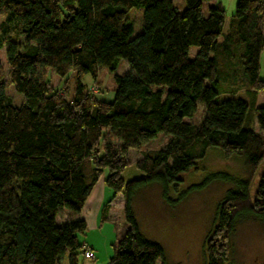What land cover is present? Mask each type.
Returning a JSON list of instances; mask_svg holds the SVG:
<instances>
[{
    "label": "trees",
    "instance_id": "16d2710c",
    "mask_svg": "<svg viewBox=\"0 0 264 264\" xmlns=\"http://www.w3.org/2000/svg\"><path fill=\"white\" fill-rule=\"evenodd\" d=\"M184 2L179 10L175 0H0V49L9 82L24 98L11 103L0 65V264H78L92 250L77 241L86 230L79 213L105 170L112 198L122 194L126 225L108 264H170L163 247L142 234L134 197L156 184L173 204L171 190L213 150L242 159L247 176L211 173L180 193L228 185L204 242V264L228 263L238 223H264V174L250 191L264 159V105L255 106L264 88V0H237L228 21L219 3ZM131 9L141 11L134 37ZM120 59L126 75L115 74ZM101 69L112 75L110 100L85 83ZM69 74L71 97L57 88ZM199 106L200 123L187 121ZM157 133L170 140L144 152L134 163L142 177L124 182L128 151ZM62 211L74 217L59 222Z\"/></svg>",
    "mask_w": 264,
    "mask_h": 264
},
{
    "label": "rangeland",
    "instance_id": "374dc122",
    "mask_svg": "<svg viewBox=\"0 0 264 264\" xmlns=\"http://www.w3.org/2000/svg\"><path fill=\"white\" fill-rule=\"evenodd\" d=\"M175 5L179 7V10H183L185 2L184 0H176ZM127 17L133 26L131 37H134L141 31V11L131 9ZM225 18L228 21L229 14L226 12ZM2 22L3 17L0 15V25ZM196 52L197 48L191 47L189 57L192 58ZM0 65L5 93L11 103L18 106L24 98L22 94L15 91L9 82L4 48L0 49ZM46 72L51 84L57 83L53 79L55 75ZM128 73L129 67L126 61L120 59L115 74L126 75ZM85 83L90 90L95 91L99 99L110 100L112 98L114 82L108 71L101 69L95 82L86 79ZM57 88H66L68 97H71L75 88V80L72 74H69L65 86L60 84ZM262 105L264 103L260 106ZM201 119L202 108L199 106L193 118L187 121L199 124ZM169 140V135L157 133L139 148L129 150L127 153L129 166L121 173L123 181L128 182L142 177V171L138 170L134 163L142 160L144 152L159 150ZM199 168L197 171L183 174L182 182L177 186V190H171L170 197L174 201L176 200L173 204L167 203L162 198L161 189L156 184L141 189L134 197V213L142 234L163 247L170 264H204V242L214 230L216 225L215 208L228 185L221 182H211L201 190L189 192L182 199H179L180 193L186 192L191 185L200 184L211 173L226 172L234 176H247V169L242 159L238 157L227 159L220 152L214 150L208 152L205 161ZM262 174H264V159L251 183V193L256 188L259 176ZM106 175L107 171L105 170L90 191V199L87 198L88 201L86 200L79 213L80 218L86 222V230L83 234L76 235L77 241L80 245L92 248L94 258L85 259L81 254L78 257V264H108L109 259L113 256L119 234L126 228L122 214V194H116L114 202L106 204L113 197L112 191L103 183ZM99 190H101V196L104 194V197H101L103 200L100 205ZM73 217L74 213L62 211L57 220L62 222ZM229 251L227 264H264V223L255 219L238 223L229 242Z\"/></svg>",
    "mask_w": 264,
    "mask_h": 264
},
{
    "label": "crops",
    "instance_id": "0c3cea01",
    "mask_svg": "<svg viewBox=\"0 0 264 264\" xmlns=\"http://www.w3.org/2000/svg\"><path fill=\"white\" fill-rule=\"evenodd\" d=\"M236 1L237 0H212L213 4L214 3H219L222 6V8L225 10V12L229 14V19H230L231 15L234 12ZM258 76H259V79L264 82V49L261 51V53L259 55V73H258ZM249 90L253 91V89H251V88ZM263 103H264V88L262 90H260V91H257L256 98H255V106L256 105L260 106ZM253 127L255 129H257L255 119L253 120ZM101 190H99L100 194H98L99 205H100L101 201L103 200V199H101V197H104V194L101 196ZM90 197L91 196L89 194L88 200L90 199ZM115 199H116V196H115V198L110 199L109 200L110 201L109 204H112Z\"/></svg>",
    "mask_w": 264,
    "mask_h": 264
},
{
    "label": "built area",
    "instance_id": "2783aa9c",
    "mask_svg": "<svg viewBox=\"0 0 264 264\" xmlns=\"http://www.w3.org/2000/svg\"><path fill=\"white\" fill-rule=\"evenodd\" d=\"M84 258L85 259H89V260L93 259L94 258V254H93L92 250L86 249L84 251Z\"/></svg>",
    "mask_w": 264,
    "mask_h": 264
}]
</instances>
